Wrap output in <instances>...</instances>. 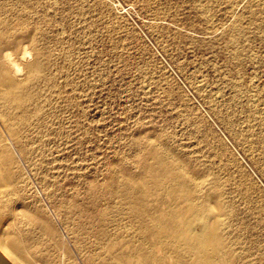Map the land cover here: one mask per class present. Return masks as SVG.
I'll return each mask as SVG.
<instances>
[{"label":"rangeland","instance_id":"obj_1","mask_svg":"<svg viewBox=\"0 0 264 264\" xmlns=\"http://www.w3.org/2000/svg\"><path fill=\"white\" fill-rule=\"evenodd\" d=\"M0 31V54L22 67L13 73L21 107L0 86V116H25L29 159L14 141L6 146L22 175L21 213L32 218L22 229L40 253L53 264L106 261L100 241L79 227V208L91 206L90 186L105 176L137 173L136 156L157 140V149L183 154L206 185L220 180L245 239L243 261L261 264L264 177L212 105L248 128L264 165V0H0ZM207 139L225 141L243 164L259 188L251 199Z\"/></svg>","mask_w":264,"mask_h":264},{"label":"bare ground","instance_id":"obj_2","mask_svg":"<svg viewBox=\"0 0 264 264\" xmlns=\"http://www.w3.org/2000/svg\"><path fill=\"white\" fill-rule=\"evenodd\" d=\"M23 53L30 54L26 48ZM21 70V64L9 51L0 54V86L4 87L1 95L7 102L19 103L18 108L22 97L13 73ZM212 108L228 137L242 147L252 163L258 164L264 177V165L249 138L248 128L239 129L219 106L212 105ZM12 112L0 116V253L12 264H53L50 257L38 251L37 240L22 229L23 222H30L32 218L26 215L28 219L24 218L21 213L20 207H25L26 201L19 184L22 175L6 143L14 141L17 152L27 161L28 135L24 114ZM210 140L206 144L220 160L228 179L243 191L245 198L251 199L259 188L243 164L232 155L225 141L217 146ZM158 143L157 140L148 143L136 156L137 173L119 168L116 174L105 176L100 184L90 186L91 206H81L78 216L82 231L101 243L106 261L97 264H246L243 261L246 256L240 253L245 239L238 235L237 214L224 197L220 180L212 179L206 185L202 180L204 175H196L186 165L183 154L176 155L165 147L157 149ZM153 195L157 204L150 206L148 196ZM112 213H121L123 217L118 219ZM123 218L127 223L122 222ZM90 257L85 258L87 264H92Z\"/></svg>","mask_w":264,"mask_h":264},{"label":"water","instance_id":"obj_3","mask_svg":"<svg viewBox=\"0 0 264 264\" xmlns=\"http://www.w3.org/2000/svg\"><path fill=\"white\" fill-rule=\"evenodd\" d=\"M0 264H12L10 261H8L2 253H0Z\"/></svg>","mask_w":264,"mask_h":264}]
</instances>
